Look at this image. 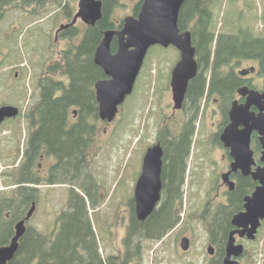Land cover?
I'll use <instances>...</instances> for the list:
<instances>
[{"label": "rangeland", "instance_id": "1", "mask_svg": "<svg viewBox=\"0 0 264 264\" xmlns=\"http://www.w3.org/2000/svg\"><path fill=\"white\" fill-rule=\"evenodd\" d=\"M79 1L62 0L74 13L78 11ZM140 1L120 0L113 9L112 20L119 22L133 16L135 6ZM19 7L12 6L0 19V104H16L22 110H29L38 103L41 92L39 82L52 77L49 68L62 60L63 52L79 43L87 26L79 21L77 28L80 36L71 42L62 38L55 42V32L59 26L70 23L60 5H53L52 2L48 10L32 14ZM213 27L217 33L236 35L247 30L255 37L264 38V0H216ZM179 58L180 53L173 46L164 48L157 45L149 50L135 90L121 106L116 120L112 123L100 120L96 124L94 139L88 149L86 170L74 181L77 191L85 194L88 187L97 201L95 207L89 206V214L105 253L110 254L116 251L115 248L123 246L129 222L134 216L131 202L147 150L160 141L164 129L171 131L173 137L180 136L184 130L181 129L184 116L185 126L190 123L195 130L187 161L181 222L169 237V246H175L177 241L180 244V238L188 235L192 238L191 246L204 251L209 246L210 236L216 234L219 221L222 223L226 216L229 219L228 214L234 209L231 203L223 205L228 186L223 185L221 170L218 169L220 154L211 130L215 121L206 114L201 117L202 108L194 113L188 111L189 115L185 108L184 112H178L173 117L171 75ZM253 65L252 61L242 60L235 70L238 72ZM17 72H21L25 80L15 91L11 80ZM58 76L53 77L57 81L64 78ZM263 80V77H256L258 87H261ZM200 105L203 106V100ZM12 132L18 135L17 154L14 162L2 160L1 166L5 168L14 164L15 171L25 150L28 125L21 118L10 121L3 126L2 135H11ZM9 145L4 144V156L9 153ZM14 171L11 168L4 170L3 176L8 174V179L3 182H11L10 176L15 174ZM85 174L89 177L85 178ZM94 184L97 186L95 189ZM60 185L49 188L43 184L36 191V212L28 226L45 234L59 230L57 220L61 213L68 210L72 187L68 179L66 184ZM134 245H141V241ZM246 247L250 253L246 262L264 264V222L256 240L248 241ZM171 264L177 263L172 261Z\"/></svg>", "mask_w": 264, "mask_h": 264}, {"label": "trees", "instance_id": "2", "mask_svg": "<svg viewBox=\"0 0 264 264\" xmlns=\"http://www.w3.org/2000/svg\"><path fill=\"white\" fill-rule=\"evenodd\" d=\"M7 1L4 0V2ZM102 1L103 18L95 27H88L79 43L63 52L62 60L49 68L52 77L49 76L42 83L37 116L28 117L40 121L41 128L38 134L45 137L50 149L60 155V162L52 175L60 173L61 179H56L54 182L52 176L49 183L66 184V179L71 181L68 210L58 217L60 232L50 244L49 239L41 232L29 229L21 239L20 250L12 264H33L36 258H38V264H78L80 260H78L76 248L99 247L89 214V206L95 207L97 201L88 187H84L85 194L77 191L74 181L79 179L86 170L88 149L94 139L96 124L100 121L95 84L107 78L104 71L94 63V54L106 31L122 27L112 20L113 9L119 5L120 0ZM215 1L186 0L180 11L179 28L182 32H192L199 65V72L190 82L186 94V110L188 109L189 113L199 111L200 102L209 85L216 92V87L221 89L237 84L233 74L226 75L225 69L235 66V62L238 64L242 60L248 61L264 55V38L255 37L247 30L240 31L236 35L217 33L214 30ZM67 17H70V12H67ZM193 22L194 25L190 27ZM78 34L79 31L71 29L67 32V39L75 40ZM117 47V43H113L112 51H116ZM58 73L69 77V85L64 86V83L55 80L53 76ZM74 108H79L80 121L70 126L68 120ZM194 130V125L191 126L188 123L183 133L177 137H173L171 131L167 129L161 131L160 138L165 151L162 200L159 207L145 222H140L134 213L129 238H132L135 232L146 230L160 231L164 236L181 222L183 189ZM30 158L31 162L35 159L27 152L25 163L18 171L16 183H23V179L27 176ZM84 176L89 177L87 174ZM254 185L252 180L245 181L231 194V205L234 209L228 215H234L243 209V196ZM94 186L95 189L97 186L95 184ZM34 192L31 197L27 189L19 188L17 205L14 207H11L10 202L4 199L3 212L13 210L9 218H5L6 215L2 216L4 228L9 230L15 222L26 218L30 201L37 200L36 191ZM131 203L134 209L133 199ZM227 220L229 221L226 216L222 219V223L219 221L218 230L215 232L217 238L223 239L226 235Z\"/></svg>", "mask_w": 264, "mask_h": 264}, {"label": "water", "instance_id": "3", "mask_svg": "<svg viewBox=\"0 0 264 264\" xmlns=\"http://www.w3.org/2000/svg\"><path fill=\"white\" fill-rule=\"evenodd\" d=\"M185 2L186 0H144L138 17L128 16L124 19L121 30H108L104 33V38L94 54V63L104 71L107 77L95 84L98 113L102 122L112 123L116 120L120 107L134 92L149 50L157 45L164 48L173 46L180 52V60L172 70L171 88L173 109L176 111L183 107L189 84L199 71L193 35L191 31L181 32L179 28L180 11ZM103 6L102 0H80L73 22L61 29L74 26L79 19L87 26L95 27L103 18ZM115 38H117L118 47L113 53L112 44ZM254 70L252 68L250 71ZM248 73V70L240 72L241 75ZM240 93L244 96L249 95L248 101L244 107L232 109V125L222 135V140L233 148V156L236 158L233 171L242 169L244 176L252 177L258 185L252 195L245 198V210L233 217L232 225L237 230L230 234L225 264H240L233 258L244 254V246L236 244V233L255 240L264 221V167L251 172L250 167L242 163L245 160L243 155H247L253 130L259 132L264 149V117L260 115L254 118L248 114L252 105H257L262 111L264 110L261 106L264 105V92L259 93L244 87ZM18 114V108L1 107L0 124L7 118L17 117ZM240 125L244 126V129L236 133L235 130ZM238 134L242 137L241 140L238 139ZM163 158L164 149L160 142L150 147L145 154L142 173L134 194L136 216L141 222L146 221L161 202ZM261 161L264 163V150ZM230 176L231 173L224 174L222 180L229 186L230 191H234L236 184ZM35 211L34 204L26 218L16 225V235L11 244L0 249V264H6L14 257L19 247V239L26 231V222L31 219ZM181 246L187 249L190 246L189 240L184 238ZM209 252L213 253L212 248H209Z\"/></svg>", "mask_w": 264, "mask_h": 264}, {"label": "flooded vegetation", "instance_id": "4", "mask_svg": "<svg viewBox=\"0 0 264 264\" xmlns=\"http://www.w3.org/2000/svg\"><path fill=\"white\" fill-rule=\"evenodd\" d=\"M141 1L137 4V6H135L134 15H133L134 17H138V14L140 13L144 0ZM52 2L53 5H60L59 8L64 10L66 17H67V12H70V17L67 18L70 19V23L68 24H71L78 11L74 13L73 9H69L66 3L63 4L62 0H13L12 2L10 0H8L7 2H4V0H0V19H3L5 14L8 12V10L15 5L20 6L19 8L21 10L32 14L35 11L40 13L48 10ZM140 3L141 6L138 7ZM79 21L81 20L79 19L74 26H71L67 29H61V28L68 24L60 25L55 32V42H58L61 38L66 40L68 38L67 32H69V30L71 29H76L77 31H79V29L77 28V24ZM81 22L83 23V21ZM114 22L119 26L122 25L121 28H117L115 30H121L123 28L124 21H119V22L114 21ZM88 27L89 26H87V28ZM82 36H80V38H82ZM69 42L71 41L69 40ZM115 42L118 45L117 38H115V40L113 41V43ZM116 51H112V52L115 53ZM248 61L254 62L255 65H253L250 68L240 70L238 72H236L235 70L237 64L233 67L225 69L226 75L230 73L233 74L234 78L237 81V84H235L232 87L228 86L221 89H217L216 87V92H214L213 88L209 85V88L207 89V92L203 98V106L201 107L200 105V108H202L200 116L202 117L203 115L206 114L207 116L210 117V119H213L215 121L212 123L211 130L213 132L214 140L215 143L217 144V149L220 154V163L217 162V164L220 165L218 169L221 170L222 176L224 174L231 173L230 178L236 184L234 191H230L229 186L223 182V185L228 186V191L227 194L225 195V201L223 205L224 206L230 205L231 203L230 195L233 194L237 190V188L242 186L245 181L252 180V182L255 184L254 187H251L252 189L250 188L249 192L245 196H243V207H242L243 209H241L238 213L229 216V221L227 220V229H226L227 231L225 232L226 235L224 236V238L220 239L217 238L216 234H212L208 241L209 246L206 249H204V251H200L199 249H196L193 246H191L192 238L189 237L188 235L182 236L180 238V244L179 241L176 240L177 243L175 246H169L170 242L168 239L173 234L174 232L173 230L175 228L169 231L164 236H162L160 231L146 230L141 232H135L133 233L132 238H129L130 235L129 229L134 219V216H132L131 222H129L130 224L123 240L124 243L122 247L115 248L116 251H113L110 254L105 253L104 249L100 246L98 237H96L99 247L90 248V247L81 246L76 248V251L78 253V260H80V262L78 261V264H171L172 261L176 262L177 264H225V259L227 256V243L230 234L235 230H237V228L232 225L233 217L236 214H239L245 210L244 209L245 198L249 195H252V193L254 192V190L258 185V183L253 181L252 177L244 176V172L242 169L233 171V165L236 163V158L233 156V148L232 146H228L226 142L222 140V135L232 125V118H231L232 109L234 107L237 108L240 106L244 107V105H246L248 101L249 95L244 96L243 94L240 93V91L244 87H246L249 88V90L252 91L254 90L259 93L264 92V80L263 83L261 84V87H258L255 82L257 76L264 78V55H261L255 59H251ZM252 68H254L255 70L250 71ZM245 70H248L249 73L247 75H241L240 72ZM55 76L56 77L63 76L64 78L58 81L64 83L63 84L64 86L69 85L70 79L68 76L62 74H55L54 77ZM24 80H25L24 75L21 72H17L11 80L12 88L15 91H18L20 89V82L23 83ZM42 83L43 81L41 83L39 82L40 91L42 88ZM40 99L41 96H39L38 103L36 104V106H33L34 108L32 107L29 110H22V108L16 104H0V108L3 106H13L19 109V114L17 117L7 118L5 119L4 122L0 124V249L9 246L11 244L13 238L16 235L15 227L20 222V221L15 222L9 230L3 227L2 216L6 215L5 218H9L11 216V213L13 212V210L10 211L7 210L5 213L3 212L2 206L4 199L10 202V204L9 203L8 204L11 207H14L17 205V193L19 191V188L27 189L31 197H33V194L35 193L34 191H38L39 188L43 187V184H47L49 188L61 186L59 183H54V184L49 183V181L52 179L53 181L56 179L57 180L61 179L62 174L60 173L52 175V173L55 172L58 163L60 162V155H57V152L50 149L48 142H46L47 139L45 137L40 136L38 134L41 128L40 121L34 118L33 121L32 119L28 118L29 116H34V117L35 115L37 116V109L40 105ZM185 101L181 109L176 111L173 109L174 118L178 112L180 113L185 111L186 108ZM261 106L264 107V105ZM78 110L79 108H74L71 110V117L68 120L70 126L79 123L80 120H79ZM187 114H188V109H187ZM248 114L253 116L254 118H257L260 115L264 117V110L262 111L260 107H258L257 105H252L250 107ZM19 118H21L28 125V134L26 136V139L24 140L25 150L20 159V165L18 164L16 166V168L18 169L14 171V166H15L14 164L13 165L11 164V166L6 165L5 168H3L1 165L3 164L2 160H8L14 162L15 156L17 154L16 137H18V135L15 134V132H12L13 134L11 135L3 136L2 128L6 123L10 121H16ZM181 121H183V124L181 125V129L183 130L186 127L185 116ZM243 129L244 126L240 125L238 129L235 130V132L239 133L238 131H242ZM237 137H239L238 139L240 140L242 139V137H240L239 134ZM260 137L261 136L257 130L252 131L250 136L249 149H247V155L246 154L243 155L245 160H243L242 163L244 165H248L250 167L251 172H255L259 168L264 167V163L261 161V157L264 149ZM159 142L162 145L161 139L160 141H158V143ZM6 143L10 144L8 146L9 153L4 156L3 148H4V144ZM27 152L30 153L31 157H35V159L32 162H31V158L29 159V172L27 173V176L23 179V183L19 184L16 183V179L18 177V171L21 168V165L25 163ZM164 156H165V151H164ZM163 167H164V158H163ZM9 168H11L12 171L15 172V174H12L10 176L12 180L11 182L10 181L3 182V180L8 179V174L5 173L3 176L4 170ZM59 172H61L60 169ZM162 174H163V169H162ZM37 202H38V196H37V200L30 201L29 206L32 208L34 204L37 205ZM132 211L133 213H135L136 216L135 201H134V209L132 208ZM32 218L33 216L31 217V219ZM28 222H26V231L24 235L28 232L29 229H33L32 227L27 225ZM263 222L264 221H262L261 225L263 224ZM57 228H60V223L58 221H57ZM59 232H60L59 230L58 231L54 230L49 234H45V233L42 234L49 239L48 243L50 244L52 240L56 239ZM22 237L19 239V247L16 253L14 254V257L6 264H12L13 260L16 258L20 250V242ZM184 238H187L190 242V246L187 249H184L181 246L182 240ZM235 239L237 245L244 246V254L241 257L233 258V259L237 260L240 264H250L249 262H246L250 254L246 246L248 241H255L256 239L250 240L247 236L242 237L240 233H236ZM138 241H141V245H137V246L134 245V243ZM150 244H155V245L151 246ZM209 248H212L213 253L209 252ZM198 261L200 262L197 263ZM33 264H38V258L34 259Z\"/></svg>", "mask_w": 264, "mask_h": 264}]
</instances>
